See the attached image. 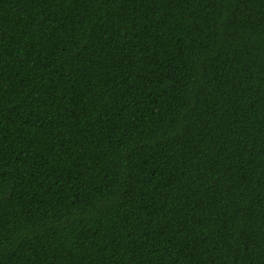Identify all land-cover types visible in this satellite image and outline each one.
<instances>
[{"label":"trees","instance_id":"obj_1","mask_svg":"<svg viewBox=\"0 0 264 264\" xmlns=\"http://www.w3.org/2000/svg\"><path fill=\"white\" fill-rule=\"evenodd\" d=\"M0 264H264V0H0Z\"/></svg>","mask_w":264,"mask_h":264}]
</instances>
